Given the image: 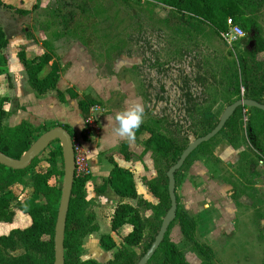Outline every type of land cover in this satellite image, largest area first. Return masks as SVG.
<instances>
[{
  "label": "rangeland",
  "instance_id": "rangeland-1",
  "mask_svg": "<svg viewBox=\"0 0 264 264\" xmlns=\"http://www.w3.org/2000/svg\"><path fill=\"white\" fill-rule=\"evenodd\" d=\"M7 1L14 3L6 9L7 12L14 17L22 16L16 21L19 32L32 35L35 39H38L35 33L39 32L46 37L47 48L51 52L56 41L63 46L80 44L97 64L106 65L107 69L118 71L119 77L133 82L143 103L142 123L180 144L190 143L205 134L219 121L226 107L237 100V96L228 90L229 79L238 63V56L245 55L255 44L251 39L252 33L245 29L241 21L237 23L247 35L229 42L209 23L185 17L164 6L160 0ZM246 1V16L256 22L264 36V0ZM22 9L29 11L21 13ZM2 10L0 6V22L10 36L12 24H7L10 22L6 16L8 13L3 14ZM12 41L11 54L18 39ZM16 55L18 57V53ZM263 57L264 54H259V59ZM257 76V73L253 75L252 80L257 81ZM245 87L241 88L243 98H246ZM0 93H4L3 88ZM252 114L254 110L251 106H243L234 122L192 155L177 175L180 206L195 215L199 227L194 239L184 238L176 221L170 236L192 264H264V166L261 164L264 120L258 117L251 119L252 122ZM148 135L143 133L137 141L138 145L144 148ZM51 150L49 147L41 153L37 165L27 172L24 184H14L9 188L17 198L25 199L32 195V175L35 171H47L53 166L49 159ZM149 151L153 160V152ZM146 154L141 153L140 158L143 159ZM157 160V166L164 172L168 161L163 158ZM108 163L112 164L110 160ZM145 168V173L135 170L140 197L143 198L146 186L155 176H160V191L164 193L167 184L163 174L154 168L149 176ZM197 171L203 174L193 175ZM148 177L152 178L148 181ZM100 179V176H95L93 182L99 183ZM63 180L64 176H53L50 183L63 184ZM211 180L213 186L208 187L207 183ZM192 186L203 194L202 201H198L193 209ZM204 196H210L209 200L206 201ZM150 201L156 209H144L141 205V214L150 219L155 214L154 219L149 220L159 222L166 214V202H160L154 195ZM226 201L234 203L237 208L231 221H225L222 215L221 209L226 208ZM91 202L94 209L96 203ZM131 202L137 205V200ZM203 202L206 204L202 205ZM109 214L110 211L106 218ZM29 223V216L16 211L12 223L0 222V233ZM126 228L130 229L129 224L124 225L122 230ZM225 229L217 255L212 252L211 257L205 259L206 254L199 244H207L218 235L221 237ZM110 230V222H102L101 231L106 233ZM214 232L217 233L212 236ZM154 233L147 228L142 242L129 249L141 253ZM116 240L113 257L124 245L120 234ZM23 252L24 249H17L12 253ZM105 254L108 252L100 244L85 243L83 238L76 255L81 260L94 257L103 261ZM125 263L121 258L114 264Z\"/></svg>",
  "mask_w": 264,
  "mask_h": 264
},
{
  "label": "trees",
  "instance_id": "trees-1",
  "mask_svg": "<svg viewBox=\"0 0 264 264\" xmlns=\"http://www.w3.org/2000/svg\"><path fill=\"white\" fill-rule=\"evenodd\" d=\"M160 2L185 17L209 23L219 33L227 30L228 18L231 17L235 23L241 21L245 29L253 33L251 39L255 41V44L252 49L246 51L245 55L238 56V63L229 79L230 85L228 90L237 96V99H240L242 98L241 88L246 86L247 91L244 93V96L264 104V57L259 59V54H264V36L260 33L256 22L246 16V0H160ZM0 4L4 5V7L12 6V4L6 3L3 0H0ZM28 11L26 9L20 10L21 13ZM246 35L247 33L245 31ZM43 44L46 50L34 58L28 57L24 50L18 52L19 60L24 64L28 74L30 86L38 95L45 94L52 89H57L58 97L61 101L66 100L67 93L72 98L79 97V108L87 120L90 115V108L97 103L96 100L87 94L80 97L72 88H68L65 91L57 88L60 66L56 60H53V53L47 48L48 41L45 40ZM7 45L8 38L3 27L0 25V75L4 74L2 67L7 64L5 51ZM51 61L50 70L45 75H41L44 68ZM256 73L258 74V80L253 81L252 77ZM7 99V96L0 95V151L10 157L19 158L42 133L50 128L45 124L36 126L27 120H22L14 125L5 123V120L10 116V112L5 108ZM252 109L254 110V114L250 116V120L258 117L264 120V110L256 107H252ZM242 110L243 106L237 107L219 133L223 132L229 124L233 123L237 113H241ZM217 123L211 126L207 132L213 129ZM62 126L73 136V132L69 126ZM143 133L149 135L146 138L142 153H146L149 150L153 152L154 168L163 174L162 177L166 180L167 184L165 192L163 193L160 191V176L157 178L155 176L150 180L148 187L152 194L160 199V202H166L165 211L167 212L171 205L168 192L167 171L179 159L182 151L189 143L180 144L143 123L133 131V136L138 141ZM218 134L210 140L201 143L186 158L181 168L188 162L192 155L212 141ZM82 136L86 138L87 135L82 134ZM49 147L52 148L49 159L53 162V166L47 171H35L32 175L34 189L32 195L25 199L17 198L9 188L14 184L25 183L27 172L37 165L39 156ZM47 148L36 156L29 166L24 169H15L0 163V222L12 223L16 211H20L30 217V223L28 225L24 227L17 226L11 228L6 233H0V264L54 263V235L62 194V182L51 184L50 179L53 176H64V161L59 140H54ZM121 150L125 151L126 158L130 157V153L132 152L129 153L127 151L126 144L122 145ZM108 156L110 161L113 162V167L107 177H101L99 183L96 182L94 189L98 192H103L110 185L116 194L119 195L121 201L114 208L111 217V229L115 232H118V230L119 232L122 231L121 233L123 231L125 232L122 234V241L124 242L123 248L118 250L114 254V257L109 259L107 263L114 264L122 258L126 261L125 264H137L143 254L150 248L163 219L159 220V222H150L151 219H154L155 214L152 215L151 219L149 216H143L141 214L139 208L141 205H143L144 209H153L155 208L154 205L151 201L140 197L133 172L129 168L119 165L112 155ZM158 158H163L165 161H168L164 172L157 166ZM181 168L175 171L176 183L177 175ZM90 178V173L82 177L78 176L74 178L64 235V264H103L95 258L81 260L76 255L83 238L89 233L98 230L96 213L93 207L91 208L93 203L85 195V184ZM176 183L175 191L178 201L176 218L171 222L164 240L147 264H152L155 260H157L156 264H192L187 259L184 251L170 236L171 228L176 221L180 233L184 238L188 239L195 238L198 226L195 215L181 208ZM124 198L136 199L137 205L124 201ZM13 202L15 203L12 207ZM126 224H129L130 229L126 228L122 230ZM147 228L154 230L155 233L150 237L143 251L137 254L134 250H130L129 247L137 246L142 242ZM100 245L105 250H111L116 248L117 242L111 234L103 233L100 236ZM199 245H201L199 246L202 249L201 251H204L206 254L205 259H209L213 252L212 248L205 243H200ZM17 249H24V252L21 254H13L12 252Z\"/></svg>",
  "mask_w": 264,
  "mask_h": 264
},
{
  "label": "crops",
  "instance_id": "crops-1",
  "mask_svg": "<svg viewBox=\"0 0 264 264\" xmlns=\"http://www.w3.org/2000/svg\"><path fill=\"white\" fill-rule=\"evenodd\" d=\"M3 1L14 4L7 0ZM0 6L3 9V14L8 13L6 9L10 7H4L2 4ZM6 16L10 22H5L10 25L12 24V32H10L9 36L4 25L0 22L8 38V45L5 49L7 64L2 67L4 74L0 75V89H4V93H0V95L8 97L5 108L10 112V116L5 120V123L14 125L22 120H27L36 126L45 124L50 129L56 126L67 125L73 132V139L81 141L88 153L87 157L91 174V178L85 184V195L87 199H91L96 203L94 211L98 225V230L86 235L84 242L96 243L99 246L100 236L103 234L101 231L102 222H110L111 228V217L114 208L121 201L119 195L116 194L110 185L103 192H98L94 189L96 182H93V178L95 176L107 177L113 167V162L111 165L108 163V160H110L108 155H112L119 165L129 168L133 172L140 196L141 190L137 183L135 170H143L145 173V167H147L148 175L153 174L154 162L151 158L150 151L147 152L143 159H140L139 155L144 151V148L138 145L133 133L130 137L127 135L119 136L114 131L116 127L113 119L114 114L135 102H139L143 106L142 99L138 96L133 82L119 77L117 75L118 71L112 70V68L107 69L106 65L97 64L85 47L77 43L63 46L59 41L55 42L54 50L52 51V53L54 52L53 60H56L60 66L57 88L61 91L72 88L80 97L86 94L90 95L97 103L90 108V115L86 120L78 105L79 97L72 98L67 93L66 100L61 101L58 97L57 89H52L45 94L38 95L30 86L25 66L16 54L22 49L30 58L41 55L46 50L43 44L46 37L36 32L35 34L38 39H35L32 35L28 36L22 31L19 32L16 21L20 20L22 16L18 17L16 15L14 17L9 13ZM16 38L18 42L14 44L15 48L11 54L9 49L13 42L12 40ZM51 63L52 61L44 68L41 75H45L50 70ZM11 121L15 122L11 123ZM82 134H86V138ZM123 144H126L129 153L132 152L129 158H126L125 151L121 150ZM197 174L200 175L203 172L199 171L198 173L197 171L193 173V175ZM152 177H148V181ZM198 180H200L199 176ZM212 181H208V187L213 186ZM192 187L193 203L191 204V208L193 209L195 205L197 206L202 201L203 194L199 193L196 187ZM152 195L149 187L146 186L143 198L149 199L150 201ZM209 197L204 196V199L207 201ZM132 200L136 199L124 198V201L131 204H133L131 202ZM226 203V208L224 206L221 209L222 215L225 221H228V219L231 221L235 218L237 208L230 201H226ZM204 204L206 203L203 202L202 205ZM109 211V217L106 218V214ZM192 213H195V211L192 210ZM216 230L218 231L219 229L216 228ZM225 231L226 229L222 230L221 237L218 235L207 242L216 255L219 249L218 247H220L219 242L221 238L223 239L225 237ZM106 233L111 234L115 240L119 237V234L122 236L119 230L115 232L111 229ZM215 233L217 232L211 235L213 236ZM105 251L108 254H105L103 261L98 260L103 264H106L113 257L114 252L113 249Z\"/></svg>",
  "mask_w": 264,
  "mask_h": 264
},
{
  "label": "water",
  "instance_id": "water-1",
  "mask_svg": "<svg viewBox=\"0 0 264 264\" xmlns=\"http://www.w3.org/2000/svg\"><path fill=\"white\" fill-rule=\"evenodd\" d=\"M254 42V41H253ZM239 106H251L264 110V104L259 103L253 99L240 98L229 104L222 116L220 117L216 126L204 135H201L191 141L188 146L182 151L179 159L168 169V192L171 201V205L166 212L160 229L152 242L150 248L143 254L137 264H147L151 257L154 255L160 244L164 240V237L168 231L171 222L176 218L178 201L175 191V171L181 168L186 158L203 142L210 140L224 127L226 121L235 112ZM54 140H59L64 160V180L62 184V194L60 205L58 209V215L55 225L54 235V250L55 258L53 264L65 263V251H64V235L66 228L67 213L70 203V197L75 178V149L73 144L72 134L63 126L53 127L44 133H42L34 143L19 157L13 158L0 151V163L12 167L15 169H24L32 162V160L38 156L45 148L49 146Z\"/></svg>",
  "mask_w": 264,
  "mask_h": 264
},
{
  "label": "built area",
  "instance_id": "built-area-1",
  "mask_svg": "<svg viewBox=\"0 0 264 264\" xmlns=\"http://www.w3.org/2000/svg\"><path fill=\"white\" fill-rule=\"evenodd\" d=\"M227 25V30L222 32V34L229 42L238 40L245 36V31L239 24L235 23L231 17L228 18ZM73 144L75 149V177H82L90 173L87 157L88 153L80 140L73 139ZM261 164L264 166V156L261 159Z\"/></svg>",
  "mask_w": 264,
  "mask_h": 264
},
{
  "label": "clouds",
  "instance_id": "clouds-1",
  "mask_svg": "<svg viewBox=\"0 0 264 264\" xmlns=\"http://www.w3.org/2000/svg\"><path fill=\"white\" fill-rule=\"evenodd\" d=\"M144 118V108L139 102L132 103L128 107L114 114L113 119L116 127L114 131L119 136H131Z\"/></svg>",
  "mask_w": 264,
  "mask_h": 264
},
{
  "label": "flooded vegetation",
  "instance_id": "flooded-vegetation-1",
  "mask_svg": "<svg viewBox=\"0 0 264 264\" xmlns=\"http://www.w3.org/2000/svg\"><path fill=\"white\" fill-rule=\"evenodd\" d=\"M253 34V33H252Z\"/></svg>",
  "mask_w": 264,
  "mask_h": 264
}]
</instances>
